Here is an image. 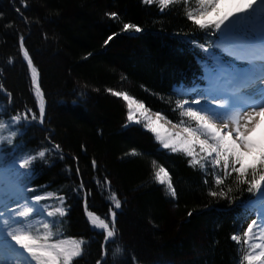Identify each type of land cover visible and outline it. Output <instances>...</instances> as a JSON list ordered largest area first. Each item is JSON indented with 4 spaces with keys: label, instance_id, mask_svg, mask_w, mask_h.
Segmentation results:
<instances>
[{
    "label": "trees",
    "instance_id": "16d2710c",
    "mask_svg": "<svg viewBox=\"0 0 264 264\" xmlns=\"http://www.w3.org/2000/svg\"><path fill=\"white\" fill-rule=\"evenodd\" d=\"M26 3L0 0V90L6 93L0 91V123L9 125L0 132V165H19L47 150L27 175L18 177L17 172L26 171L19 167L8 174L32 201L45 194L64 198L67 213L55 218L53 231L55 239L85 241L73 264H97L103 256L104 235L87 223L85 200L88 210L101 218L110 221L109 210L116 212V235L100 264H239L242 245L231 237L242 235L247 227L242 218L249 211L234 208L255 193L236 184L232 174L220 186L232 189L227 198L211 197L210 191L219 190L214 179L219 169L207 162L204 169L192 166L184 153L160 149L152 134L128 121L126 102L109 91L127 92L173 124H189L176 101L186 99L180 92L209 78L206 67L213 57L197 45L210 46L215 55L219 33L193 25L183 0L163 12L143 0ZM125 23L142 30L125 31ZM21 36L39 73L46 102L43 123L31 119L39 108L22 63ZM17 114L29 119L13 124ZM160 166L171 176L175 198L155 180ZM112 193L120 199V209L114 208ZM58 203L42 200L31 220L35 223L41 211Z\"/></svg>",
    "mask_w": 264,
    "mask_h": 264
},
{
    "label": "snow or ice",
    "instance_id": "6c2138e0",
    "mask_svg": "<svg viewBox=\"0 0 264 264\" xmlns=\"http://www.w3.org/2000/svg\"><path fill=\"white\" fill-rule=\"evenodd\" d=\"M143 2L146 5L157 4L163 12L171 5L180 3L181 0H143ZM191 2L192 0H183L187 19L200 30L210 31L211 35L219 33L220 42L216 47L223 46L229 51V55L248 61L249 66L245 70L234 65H226L217 59L211 74L214 77L223 75L230 84L235 83L237 91L234 96L240 102L232 104L227 101L222 102L219 107L224 108L225 112L217 114L201 109L194 110L191 104H199L198 99L192 100L191 104L187 99L177 100L176 108L180 110V115L194 122L195 127H193L191 123L186 125L184 120L179 124H172L160 113L150 115L144 103L125 91L111 89L109 91L113 96L126 102L128 121L137 124L141 123V120L145 121L144 127L155 135L156 140L165 149L183 152L191 158L192 166L198 165L204 169L207 161L213 169H219L221 174L214 175L219 190L210 191L211 197L227 198L232 189L229 187L226 192L220 186H223L225 180L232 174H235L236 184L247 185V191L250 193H259L261 213L247 224L242 230V235L234 234L231 239L237 245H242L239 264H264V191H262L264 189V0H194V7L190 6ZM21 3L27 7L26 0H21ZM222 3L228 10L225 11L221 7ZM110 16L113 19L118 18L116 13H111ZM123 28L125 31L142 30L131 23H125ZM197 46L216 59L214 53L209 51L210 46L206 47L204 44ZM20 51L30 69L38 100L39 113L38 115L32 113L31 119H38L43 123L45 97L40 87L38 70L25 48L23 36L20 38ZM249 88L253 91H243ZM22 119L28 120L29 117L27 114H17L11 118L13 124L19 123ZM161 120L171 124L172 129L178 130H169L160 124ZM8 128V124L0 123V132ZM15 135L16 132L12 131L11 137ZM7 139L11 143V138ZM55 148L59 151L60 145H55ZM46 151L42 150L23 158L18 167L26 171L17 172V176L27 175L32 162L37 158H45ZM132 155L137 153L133 151ZM249 157L251 161L246 162ZM95 166L96 162L93 161V167ZM154 175L155 180L161 185H166L171 196L175 198L177 193L165 167L160 166ZM20 192L18 186L7 190L0 186V264H73L74 259L82 255L85 241L73 238L55 239L57 233L53 231L57 225L55 218L66 215L62 207L64 198L55 194L36 195L31 205L27 199L24 204H20L19 200L22 199ZM52 198L59 200L61 204L52 207L51 210H44L46 217L53 219L42 218L34 223L31 217L37 211L36 205L42 200ZM109 198L115 209L121 208V201L115 193ZM6 201H11L16 206L10 207ZM109 211L110 221L89 211L85 200V212L89 223L103 231L106 243L116 235V212L111 209ZM116 251L119 253L120 249L117 248ZM97 264H100V261H97Z\"/></svg>",
    "mask_w": 264,
    "mask_h": 264
},
{
    "label": "rangeland",
    "instance_id": "374dc122",
    "mask_svg": "<svg viewBox=\"0 0 264 264\" xmlns=\"http://www.w3.org/2000/svg\"><path fill=\"white\" fill-rule=\"evenodd\" d=\"M222 8L224 9V10H226L227 9V7L222 3ZM21 57H22V63L24 64V67L26 68V71H27V74L29 75V78H30V88H31V92H32V95H33V98H34V100H35V103L37 104V106H38V100H37V97H36V95H35V90H34V86H33V84H32V80H31V72H30V69L28 68V65H27V62L24 60V57H23V54H22V52H21ZM239 61L241 62V63H244L245 64V67H246V70H247V67L249 66V64H248V61L247 60H244V59H239ZM223 77H225V76H223ZM227 84H229V82H228V80H226V82L225 83H218V84H216V85H214V86H210V87H208V88H206L205 90H204V93L202 94V97L199 99V101H200V103H201V105H202V107L201 108H195V110H197V111H199L200 109L201 110H204V111H209V112H211V113H217V114H219V113H223V112H225L223 109L224 108H221V107H217V108H215V109H211V110H208L207 109V105L205 104V103H210L211 102V92L212 91H214V89L215 88H221V87H226V85ZM247 90V89H246ZM3 94H6L5 93V91L2 89V90H0ZM45 105H46V102H45ZM39 108V107H38ZM149 114L151 115V114H154L153 112H151V111H149ZM205 114H209V113H205ZM144 123H145V121H143V120H141V123H139V125H141L143 128V130L144 131H148L145 127H144ZM160 124H162L164 127H166V128H168L169 130H172V131H176V130H178V129H172V127H171V124H167L166 122H165V120H161L160 121ZM173 124V123H172ZM138 125V124H137ZM149 132V131H148ZM150 134H152V136L153 137H155V135L152 133V132H149ZM155 140H156V138H155ZM159 142V141H158ZM160 143V142H159ZM162 146V145H161ZM162 148H164L163 146H162ZM161 149V148H160ZM171 150V149H170ZM183 153V152H182ZM2 156L3 155H1L0 154V160L2 159ZM251 161V157H249L248 158V160L246 161V162H250ZM205 162H207V161H205ZM207 164L209 165L210 163H208L207 162ZM211 166V165H210ZM212 167V166H211ZM78 180H80V175H79V179ZM165 188H166V190H167V187H166V185H163ZM168 191V190H167ZM168 193H169V191H168ZM170 194V193H169ZM171 195V194H170ZM29 203V202H28ZM30 205H31V203H29ZM66 212V211H65ZM64 217V216H63ZM44 218L45 219H49V217H46V215H44ZM110 241H108V243H109ZM105 258H106V255L105 256H103V260H105Z\"/></svg>",
    "mask_w": 264,
    "mask_h": 264
},
{
    "label": "bare ground",
    "instance_id": "6f19581e",
    "mask_svg": "<svg viewBox=\"0 0 264 264\" xmlns=\"http://www.w3.org/2000/svg\"><path fill=\"white\" fill-rule=\"evenodd\" d=\"M256 87H260V86H259V85H256ZM252 91H253V90H252ZM247 92H250V91H247ZM235 102H236V103H239L237 99L235 100ZM232 103H234V101H233ZM232 103H231V104H232Z\"/></svg>",
    "mask_w": 264,
    "mask_h": 264
}]
</instances>
